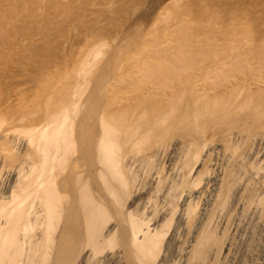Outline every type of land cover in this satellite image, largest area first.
<instances>
[{"label":"bare ground","instance_id":"1","mask_svg":"<svg viewBox=\"0 0 264 264\" xmlns=\"http://www.w3.org/2000/svg\"><path fill=\"white\" fill-rule=\"evenodd\" d=\"M144 1L0 0V264H264V0Z\"/></svg>","mask_w":264,"mask_h":264},{"label":"rangeland","instance_id":"2","mask_svg":"<svg viewBox=\"0 0 264 264\" xmlns=\"http://www.w3.org/2000/svg\"><path fill=\"white\" fill-rule=\"evenodd\" d=\"M145 1L142 4L143 6L140 7L141 9L138 10V13L136 12L134 14L130 22L119 34L118 38L113 42L112 45L108 46L105 49L104 55L100 59L101 63L106 61L109 62V60H111L110 62H118V60H122L125 58L123 55L129 54V52L126 53L132 48L129 44H134L136 40L138 41L140 35L144 32L146 28L145 25H147L148 21L153 15L156 6L161 0H147L146 2Z\"/></svg>","mask_w":264,"mask_h":264}]
</instances>
